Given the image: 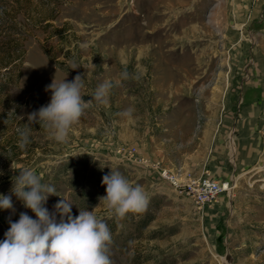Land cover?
Masks as SVG:
<instances>
[{"label": "rangeland", "instance_id": "obj_1", "mask_svg": "<svg viewBox=\"0 0 264 264\" xmlns=\"http://www.w3.org/2000/svg\"><path fill=\"white\" fill-rule=\"evenodd\" d=\"M78 74L86 102L104 81L114 87L57 142L28 116L50 102L53 80ZM250 85L263 90L264 137V0H0V195L13 203L0 209V241L21 212L36 219L11 192L27 168L56 188L44 207L57 223L65 199L73 217L94 211L107 224L112 264H264V158L202 206L160 175L210 174L190 168ZM111 170L142 186L144 211L109 215L99 198Z\"/></svg>", "mask_w": 264, "mask_h": 264}, {"label": "clouds", "instance_id": "obj_2", "mask_svg": "<svg viewBox=\"0 0 264 264\" xmlns=\"http://www.w3.org/2000/svg\"><path fill=\"white\" fill-rule=\"evenodd\" d=\"M120 76L127 79V71L121 72ZM113 87V81H104L86 102L81 94V75H76L71 82L53 80L46 86V90L51 91L50 102L31 113L28 120L40 124L51 139L66 142L73 125L79 122L93 101L106 103ZM133 112V108H128L120 115L131 120ZM17 131L18 147L23 150L30 142L31 129L25 127ZM19 170V175L12 178L11 192L35 214L36 219L21 212L18 221H10L5 239L0 241V264H112L109 255L111 231L107 224L94 211L80 210L79 215L73 217L70 214L72 204L65 199L54 205L62 217L57 223L55 213H49L44 207L47 198L56 195V188L42 183V177L31 169ZM102 184L106 186V194L99 199L110 216L122 218L129 212L139 213L146 209L149 197L142 186L134 185L119 171L111 170L104 175ZM11 208V196L0 195V209ZM63 216H67V221Z\"/></svg>", "mask_w": 264, "mask_h": 264}, {"label": "crops", "instance_id": "obj_3", "mask_svg": "<svg viewBox=\"0 0 264 264\" xmlns=\"http://www.w3.org/2000/svg\"><path fill=\"white\" fill-rule=\"evenodd\" d=\"M241 94L237 116L221 117L222 120L219 126L214 128L212 136L208 140L205 139L209 147L207 154L197 157L190 169L200 173L207 168L212 177L222 180L233 179L235 183L246 169L264 158V137L258 133L261 124L263 90L255 88L254 85L243 86ZM233 129L236 132L233 138L234 153L231 162L226 140L231 130L233 133Z\"/></svg>", "mask_w": 264, "mask_h": 264}, {"label": "built area", "instance_id": "obj_4", "mask_svg": "<svg viewBox=\"0 0 264 264\" xmlns=\"http://www.w3.org/2000/svg\"><path fill=\"white\" fill-rule=\"evenodd\" d=\"M160 175L197 206L211 203L220 193L229 191L233 187L229 180H217L207 172L200 174L186 172L181 178L164 168L161 169Z\"/></svg>", "mask_w": 264, "mask_h": 264}]
</instances>
